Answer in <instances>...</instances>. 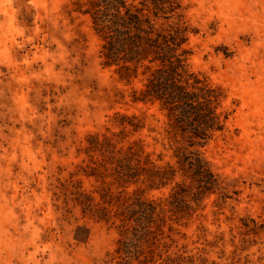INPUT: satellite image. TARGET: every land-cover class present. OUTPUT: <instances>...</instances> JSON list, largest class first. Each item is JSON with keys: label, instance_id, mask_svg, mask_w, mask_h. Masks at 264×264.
Wrapping results in <instances>:
<instances>
[{"label": "rangeland", "instance_id": "1", "mask_svg": "<svg viewBox=\"0 0 264 264\" xmlns=\"http://www.w3.org/2000/svg\"><path fill=\"white\" fill-rule=\"evenodd\" d=\"M173 1L158 22L187 27V70L221 87L227 115L199 148L219 181L205 194L179 170L159 103L133 100L143 69L129 79L104 64L89 0H0V264H264V0ZM95 135L113 138L116 158L138 141L175 176L118 183L115 164L98 163L111 149H88ZM177 184L184 201L171 203ZM136 197L162 205L140 257L118 253L122 203ZM104 207L109 220L95 215Z\"/></svg>", "mask_w": 264, "mask_h": 264}, {"label": "trees", "instance_id": "2", "mask_svg": "<svg viewBox=\"0 0 264 264\" xmlns=\"http://www.w3.org/2000/svg\"><path fill=\"white\" fill-rule=\"evenodd\" d=\"M147 2L152 4V10ZM174 3L173 0H142V7H139L135 0H89L90 6L84 12L91 14L95 29L102 37L101 53L105 65L120 66L129 79L143 69V85L134 91L133 100L159 103L160 110L167 117L166 133L174 143V157L179 170L194 177L198 182V194H205L214 190L219 181L199 148L224 129L227 115L219 111L223 98L221 87L187 70L188 51L184 48L188 40L187 27L158 22L161 14L166 19L170 18L169 13L176 8ZM117 117L124 129L135 132L143 127L137 115L118 114ZM112 139L106 135L103 140L98 135L91 136L88 149L101 150L104 146H107L106 150L111 149L108 161L104 159L98 163L101 167H106L107 162L115 164L113 174L118 183H136L143 177L150 188H156L166 185L175 176L176 169L170 163L158 167L149 155L142 159L144 151L138 141L131 142L126 149L120 147L117 151L120 157L116 158V145ZM93 163L92 171L98 166L97 162ZM176 187L180 190L175 189L171 203L184 201L181 192L186 189L181 184ZM125 203H122L120 214L123 237L119 240L118 253L140 257L144 253L143 241L153 234L147 229V224L156 222V216L159 219L156 212L162 205L141 197L127 205ZM83 204L84 209L91 213V198L88 197ZM101 212L102 215H95L110 219L105 207ZM132 220L136 222L135 226L129 225Z\"/></svg>", "mask_w": 264, "mask_h": 264}]
</instances>
